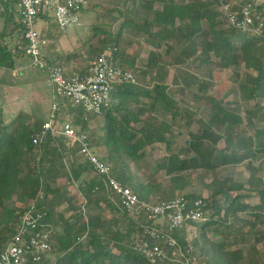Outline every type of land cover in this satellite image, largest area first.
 I'll list each match as a JSON object with an SVG mask.
<instances>
[{
  "label": "trees",
  "instance_id": "16d2710c",
  "mask_svg": "<svg viewBox=\"0 0 264 264\" xmlns=\"http://www.w3.org/2000/svg\"><path fill=\"white\" fill-rule=\"evenodd\" d=\"M223 1H234L232 9L239 12L238 17H242L241 11L248 4L252 5L254 14L264 17V1ZM126 2L129 0H120L122 6L112 8L118 11L113 22L123 19L119 33L114 34L103 25L94 27L93 36L100 38L97 47L90 46L91 51L98 55L105 53L127 69H130L126 66L129 61L134 72L144 80L150 75L153 81L157 80L156 84L151 89L133 83L118 86L111 105L104 107L101 114L106 124L98 129L92 125L93 116L83 120L79 107L68 108L60 119L72 116V123L87 132L102 161L110 164L116 178L133 189L142 201L160 202L181 195L189 199L201 197L196 193H181L190 185L184 173L189 169L212 172V180L203 183L210 192L204 198L206 220L202 226L199 222H188L175 230L179 244L192 247L187 256H195V264H264V179L253 165L254 157L264 152V133L240 134L242 117L230 111L221 100L209 96L207 82L198 81L203 97L207 96L208 118L199 120V131L190 133L191 138L184 147L153 164L149 180L144 183L132 164L140 169L143 151L148 145L164 142L170 149L166 134L172 129L168 121L155 123L145 114L162 108L173 112L175 119L178 111L173 109L176 106L167 91L160 51L151 49L145 65L137 67L136 55L121 46L124 28L129 25L130 31L147 34L149 44L156 48L167 39L183 45L178 63L210 61L214 56L224 70L243 64L241 90L244 99L255 102L254 109L246 110L248 122L253 125L262 108L259 100L264 99V35H252L232 27L220 11L221 0H140L144 16L136 18L125 11L123 3ZM130 2L134 7L138 0ZM90 9L91 2L83 12ZM200 35L205 40L198 44L196 38ZM8 38L15 40L14 46H9ZM88 42L79 47L89 45ZM79 47L60 52L55 59L48 58V65L65 66L67 59L78 56ZM26 55L25 31L8 6L0 14V67L14 69ZM44 121L30 111L21 110L6 122L0 105V251L10 242L22 216L33 205L41 214L39 227L50 234L51 247L39 260L29 257L22 264H146L135 241L147 238L144 225L153 221L131 215L107 188L103 175L77 154L76 146H67L50 132L35 145L34 137ZM221 139L226 143L223 148L218 147ZM246 160L250 174L245 181H236L232 173L222 177L218 174L220 167ZM164 178L167 179L164 181ZM72 181L77 184L79 203L78 197L69 191ZM176 191L179 195H175ZM84 199L86 215L82 212ZM64 205L68 211H64ZM163 264L173 263L166 260Z\"/></svg>",
  "mask_w": 264,
  "mask_h": 264
},
{
  "label": "built area",
  "instance_id": "2783aa9c",
  "mask_svg": "<svg viewBox=\"0 0 264 264\" xmlns=\"http://www.w3.org/2000/svg\"><path fill=\"white\" fill-rule=\"evenodd\" d=\"M88 3L89 0H0V14L9 6L25 31L27 54L32 66L46 69L49 73L48 83L52 97L50 117L45 119L40 132L35 135L34 144L39 145L50 132L67 146H76L77 154L103 175L107 188L114 192L121 205L131 215L145 216L153 221L152 224L144 225L147 238L135 241L136 249L147 260L146 264H163L166 260L173 264H195L196 257L187 256L192 247L181 246L173 232L188 222L206 220L205 197L189 199L181 195L160 202L140 200L133 189L116 178L110 164L102 161L95 152L87 132L72 123V116L64 120L59 117L68 108L73 107L82 109L83 120L89 119L90 116L97 117L102 114L104 107L111 105L118 86L135 82L133 70L113 62L105 53L94 56L83 73L69 71L62 65H48L44 50L49 41L36 28L39 15H52L59 29L67 31L81 24V13ZM233 3L234 1L221 0L220 11L224 13L227 22L236 29L263 36L264 17L254 14L251 4L243 7L242 17H238L239 12L232 9ZM82 212L84 215L87 213L86 199L82 203ZM40 216L31 205L22 216L10 242L0 251V264H22L29 257L37 261L43 252L50 249V234L38 225ZM164 246L170 251H166Z\"/></svg>",
  "mask_w": 264,
  "mask_h": 264
},
{
  "label": "rangeland",
  "instance_id": "374dc122",
  "mask_svg": "<svg viewBox=\"0 0 264 264\" xmlns=\"http://www.w3.org/2000/svg\"><path fill=\"white\" fill-rule=\"evenodd\" d=\"M260 2L264 0H258ZM120 0H93L91 1V9L87 12L81 13V24L67 31H61L58 25L55 23L53 16L51 15L45 20L39 19L36 28L41 33L50 35L51 49L52 45H55L60 51L67 52L68 50H74L80 46L83 42L89 41V45L79 47L80 53H78L74 59L65 61V67L69 71H83L86 69L89 61L96 55L91 51V47H97L99 44V36L94 37V27L103 25L107 30H111L112 33L118 34L123 19L113 22V18L118 15L115 6L120 5ZM124 9L132 17H143L140 5V0L135 3L134 7L132 3H123ZM90 7V6H89ZM127 27V26H126ZM125 27V35L121 40V46L126 48L129 53L136 55V65L141 67L145 65L148 54L151 49H157L163 55L162 58V71L166 73L165 84L168 85V93L172 96L173 103L176 107L174 110L178 111V115L174 119L173 112H165L162 108H157L148 113L145 116H150L151 120L155 123H159L163 120L168 121L172 125L171 133H167L166 137L170 141V149L166 147L164 142H158L145 147V156L140 162V169L136 165L132 164V167L140 178L145 182L149 180V175L152 173L153 164L158 163L164 157L170 155L173 151L184 147L190 140V133H195L200 129V119H207L210 114L209 104L207 96L203 97V93L200 91L198 81H205L209 84L208 95H213L218 100H221L224 106L230 111L240 115L243 119V123L239 125L238 132L246 136H254L256 131L264 133V99L259 100V105L262 107L259 110L258 117L251 125L248 122V116L246 114L247 109H254V101L244 99L243 92L241 90L242 82L244 79L245 68L243 64H239L232 69L224 70L218 59L214 56L210 61H198L191 63L187 60L184 63H178L179 53L183 45L177 44L173 39H167L161 43V46L156 48L149 44L148 35L144 33L136 34L135 30L130 31ZM156 29V28H155ZM154 30V28H153ZM80 32V35H79ZM103 38V37H101ZM205 40L202 35L196 38L198 44ZM9 46L15 45V40L7 41ZM91 46V47H90ZM109 49V48H108ZM107 49L106 53L110 52ZM200 49V48H199ZM76 51V50H75ZM132 54V55H134ZM196 54L190 58H194ZM131 63L128 61L126 66L133 70ZM133 66V65H132ZM3 71L0 76V82L5 85L2 87L6 93L0 90V103L8 108L15 109L18 105L20 109L31 111L41 119L50 117L52 97L51 86L47 82L49 73L47 70L32 66L29 55L25 56L18 63L17 76L12 69L0 68ZM135 73V82L138 87H145L151 89L157 80L153 81L150 75L144 80L138 72ZM152 75V74H151ZM14 82V83H13ZM132 84V83H131ZM197 95H201L198 97ZM14 103V104H13ZM16 103V104H15ZM135 108V107H134ZM3 109V108H2ZM156 121H154V119ZM93 126L98 129L101 124H106V118L101 115L92 118ZM221 133V132H220ZM225 139H221L218 142V147H225ZM103 152V149H101ZM248 160L234 165L223 166L218 169L220 177L226 174H233L236 181H245L249 177V170L247 168ZM253 165L257 168L258 175L264 179V152H260L253 159ZM213 173L206 170H188L184 173V177L189 181L188 185L182 194L196 193L201 197H208L210 192L205 188L203 183H208L212 180ZM167 178H164L165 181ZM65 183V179H62ZM165 185H169L165 183ZM69 191L72 196H77L76 201L79 203L81 197L78 194L77 184L73 181L68 185ZM179 191L175 192V195H179ZM64 211H68V208L64 205ZM205 221H200L199 225L202 226ZM262 244L259 245V248Z\"/></svg>",
  "mask_w": 264,
  "mask_h": 264
},
{
  "label": "crops",
  "instance_id": "0c3cea01",
  "mask_svg": "<svg viewBox=\"0 0 264 264\" xmlns=\"http://www.w3.org/2000/svg\"><path fill=\"white\" fill-rule=\"evenodd\" d=\"M93 2V0H89V3L90 2ZM139 7H140V5H139ZM130 17H132L131 16V14L129 15ZM39 19H41V20H45V18H43L42 16H40L38 19H37V22H36V25H37V23H38V21H39ZM131 29L130 28V26L128 25L127 27H126V29ZM125 29V28H124ZM45 37H47L48 38V41H49V44L47 45V47L45 48V50H44V56L46 57V59L48 60V58H56L57 56H58V54L60 53V52H63V51H60L55 45H52V49H51V42H53L52 41V39H50L51 37H50V35L49 34H46V33H42ZM79 35H80V32H79ZM11 39H13V38H8V41L10 42L11 41ZM68 51H70V50H68ZM21 59H23V58H20L19 60H18V62H17V65H16V67L14 68V69H12L13 70V72H15L16 73V76L18 75L17 74V67H18V63H19V61L21 60ZM0 68H5V67H0ZM6 69H9V68H6ZM73 72V71H72ZM77 72H79V71H77ZM2 73H3V71H1V69H0V76L2 75ZM49 77V76H48ZM48 77H47V82H48ZM14 83V82H13ZM49 84V83H48ZM3 86H5V85H3L1 82H0V90H2V87ZM2 92L3 93H6L4 90H2ZM14 104V103H13ZM16 104V103H15ZM0 105H1V108H3L2 109V112H3V118H4V120L6 121V122H9V121H11L16 115H17V113L19 112V111H21V110H23V109H20L19 108V106L18 105H16L15 106V109H12V108H8V106H3L2 107V104L0 103ZM31 112V111H30ZM33 115H35L34 113H32ZM36 117H38L37 115H35ZM38 118H41V117H38ZM46 119V118H45Z\"/></svg>",
  "mask_w": 264,
  "mask_h": 264
}]
</instances>
